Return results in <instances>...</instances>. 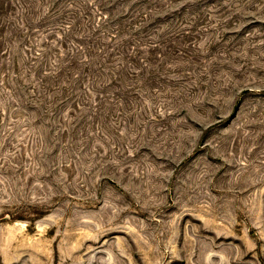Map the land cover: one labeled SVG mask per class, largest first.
Returning <instances> with one entry per match:
<instances>
[{
	"label": "rangeland",
	"instance_id": "374dc122",
	"mask_svg": "<svg viewBox=\"0 0 264 264\" xmlns=\"http://www.w3.org/2000/svg\"><path fill=\"white\" fill-rule=\"evenodd\" d=\"M0 264H264V0H0Z\"/></svg>",
	"mask_w": 264,
	"mask_h": 264
}]
</instances>
